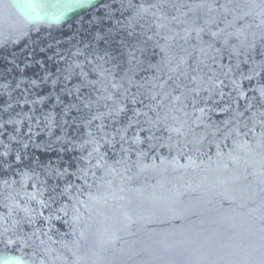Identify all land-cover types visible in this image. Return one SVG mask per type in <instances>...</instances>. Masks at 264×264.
<instances>
[{
  "label": "water",
  "instance_id": "obj_1",
  "mask_svg": "<svg viewBox=\"0 0 264 264\" xmlns=\"http://www.w3.org/2000/svg\"><path fill=\"white\" fill-rule=\"evenodd\" d=\"M0 264H264V0H0Z\"/></svg>",
  "mask_w": 264,
  "mask_h": 264
}]
</instances>
